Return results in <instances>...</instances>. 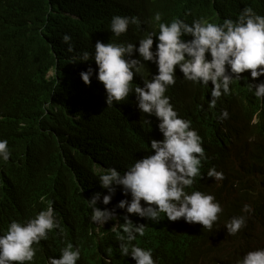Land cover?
<instances>
[{
	"label": "trees",
	"instance_id": "obj_1",
	"mask_svg": "<svg viewBox=\"0 0 264 264\" xmlns=\"http://www.w3.org/2000/svg\"><path fill=\"white\" fill-rule=\"evenodd\" d=\"M245 6L264 15V0H0V139L8 141L11 152L7 162L0 160V219L8 218L11 210L39 211L51 203L63 236L80 249L77 264H128L131 256H122L119 249L118 237L124 234L93 223L87 200L99 192L102 201L108 194L98 180L103 170H120L139 160L153 134L144 120L151 122L152 116L131 106L134 92L126 100L106 104V91L91 59L94 45L98 40L138 45L147 33H158L157 12L164 23L179 18L191 24L201 17L222 23L236 19ZM114 15L136 16L140 26L130 24L117 37L110 31ZM64 34L72 38V52L62 41ZM84 51L90 59L79 62ZM89 67L93 76L85 85L79 74ZM191 88L192 93L208 90L193 82ZM249 97V91L239 89L221 102L237 104L239 111L231 117L241 119L249 114ZM233 132L234 127L219 138L225 149L234 147L223 169L222 191L204 176L206 168L195 179L197 186L216 196L223 211L211 230L196 223L176 237L169 252L178 264H236L244 253L264 248V134L241 141L231 140ZM122 199L131 196L118 202ZM113 201L112 197L108 205ZM245 205L249 211H243ZM241 215L246 226L237 239L227 234L225 224ZM148 247L162 252L151 242ZM36 249L33 260L25 264H45L54 247L41 240Z\"/></svg>",
	"mask_w": 264,
	"mask_h": 264
},
{
	"label": "clouds",
	"instance_id": "obj_2",
	"mask_svg": "<svg viewBox=\"0 0 264 264\" xmlns=\"http://www.w3.org/2000/svg\"><path fill=\"white\" fill-rule=\"evenodd\" d=\"M234 16L222 23L204 17L191 24L179 18L164 23L157 12L158 33H147L138 45L99 40L94 45L91 59L97 65L96 79L105 88L106 104L126 100L134 92L131 106L152 116L151 122L144 120L153 134L139 160L120 170H103L98 180L108 194L102 201L99 192L87 200L93 223L110 233L124 234L118 237L119 249L122 256H131L128 264H178L169 252L176 237L196 223L211 230L223 211L216 196L195 183L206 168L205 176L222 191L223 169L234 147L225 149L219 143L221 132L234 127L231 140L241 141L264 134V15L245 6ZM130 24L139 27L138 17L114 15L110 31L119 37ZM71 39L68 34L62 36L69 52L73 51ZM78 59L86 62L90 54L84 51ZM79 75L88 85L93 69ZM234 81L238 82L232 85ZM191 82L208 90L192 93ZM239 89L250 93L249 114L234 119L231 114L239 111L237 104L221 99ZM182 98L185 101L178 105ZM10 156L8 141L0 139V160L7 162ZM126 195L131 199L118 202ZM37 210H11L8 218L0 219V264L31 262L41 240L54 247L45 256V264H77L80 249L63 236L51 203ZM243 211H249V206ZM151 221L162 227L154 228ZM245 226L242 215L225 224L228 235ZM53 229L60 230L49 234ZM150 242L162 252L149 248ZM236 264H264V248L244 253Z\"/></svg>",
	"mask_w": 264,
	"mask_h": 264
},
{
	"label": "bare ground",
	"instance_id": "obj_3",
	"mask_svg": "<svg viewBox=\"0 0 264 264\" xmlns=\"http://www.w3.org/2000/svg\"><path fill=\"white\" fill-rule=\"evenodd\" d=\"M198 91H199V90H198ZM180 102H181V101H180ZM204 176H205V175H204ZM198 179H199V178H198ZM198 179H197V180H198ZM197 183H198V182H197ZM205 183H206V182H205ZM199 184H200V182H199ZM221 199H222V198H221ZM225 200H226V199H225ZM223 201H224V200H223ZM224 202H225V201H224ZM224 202H223V203H224ZM220 203H221V202H220ZM223 203H222V205H223ZM225 204H226V203H225ZM224 206H225V205H224ZM225 207H227V205H226ZM222 208H223V207H222ZM252 227H253V226H252ZM251 229H252V228H251ZM256 229H257V228H256ZM253 231H254V230H253ZM257 232H258V231H257ZM255 233H256V231H255ZM261 233H262V232H261ZM250 234H251V232H250ZM252 234H253V233H252ZM253 235H254V234H253ZM236 236H237V233H236ZM242 236H243V234H242ZM242 236H241V238H242ZM238 237H239V236H237V239H238ZM255 237H258L257 234H256ZM262 237H263V236H262ZM248 238H249V236H248ZM244 239H245V238H244ZM249 240H250V239H249ZM260 240H261V239H260ZM260 240H259V241H260ZM263 240H264V239H263ZM236 241H238V240H236ZM246 241H247V240H246ZM251 241H252V240H251ZM251 241H250V242H251ZM261 241H262V240H261ZM250 242H249V243H250ZM254 242H255V241H254ZM263 242H264V241H263ZM246 243H247V242H246ZM247 244H248V243H247ZM247 244H246V245H247ZM250 244H251V243H250ZM254 245H255V244H254ZM257 245H258V243H257ZM249 247H250V246H249ZM246 249H247V247H246Z\"/></svg>",
	"mask_w": 264,
	"mask_h": 264
}]
</instances>
